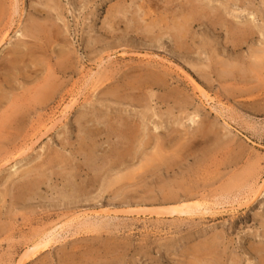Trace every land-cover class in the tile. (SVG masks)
I'll use <instances>...</instances> for the list:
<instances>
[{
  "label": "rangeland",
  "instance_id": "1",
  "mask_svg": "<svg viewBox=\"0 0 264 264\" xmlns=\"http://www.w3.org/2000/svg\"><path fill=\"white\" fill-rule=\"evenodd\" d=\"M14 1L0 6V65L35 11ZM175 2L61 0L50 51L0 70V135L12 136L0 138V264H261L264 0H203L220 19L254 16L255 34L235 42L209 15L184 49L169 28ZM67 49L69 70L50 74ZM171 192L205 205L169 213Z\"/></svg>",
  "mask_w": 264,
  "mask_h": 264
},
{
  "label": "bare ground",
  "instance_id": "2",
  "mask_svg": "<svg viewBox=\"0 0 264 264\" xmlns=\"http://www.w3.org/2000/svg\"><path fill=\"white\" fill-rule=\"evenodd\" d=\"M172 1L177 2L180 0H172ZM35 2H36V4H39L41 2V0H35ZM45 2H46V7H48L49 11H46L47 15H46V17H44V19H41L42 14H41L40 18L37 16L43 11V9H40L36 4L33 5V3H32V7L34 8L35 11L33 12V15L30 18L29 24L26 25L25 30L18 34V39L13 44V46L10 50V52H11L10 57L7 58L5 61H3V63L0 65V70H2V69L4 70L2 73L9 75L8 74L9 72H11L13 70H19L21 67L26 65L27 57H31L33 54L36 53V51H43V52L47 53L48 51H50L52 44L54 42H56L60 38V36L63 34L64 29L60 23V21L63 20V18H64V12L61 9V0H45ZM132 2H133V0H132ZM2 3H3V0H0V6ZM11 4H15V1L11 0ZM177 5H178V8L174 9L175 11H174L173 25L169 28L171 29L172 39L175 40L177 45L182 49L187 48V39L190 35L189 28L193 27V25L196 22L202 21L204 19V17H206V18L209 17V15H210V19L212 16L218 17L217 20H213L214 26H217V25H221L224 27L228 26V29L231 30L232 37L236 38L235 42H239L242 40L249 39V37H251L255 34V30L253 29V20L255 19V17L250 15V14H248V15H250L249 17H246L245 16L246 14L241 15L243 12H241V14L240 13L239 14H233L232 13L231 15L233 17H231L232 18L231 20H230V18H227L224 16H221V19H220L218 12L216 10L212 11L213 14H211V12L207 13V11H206L207 8L204 6L203 0H184V1L182 0V1L177 2L175 4V6H177ZM3 7H4V5H3ZM142 8L143 7L140 6L141 11L144 10ZM126 10H127V8H126ZM53 11H56V14H54ZM137 12H139V11H137ZM145 12H146V10L144 11V14H146ZM138 15H143V13L139 12ZM132 16H134V15H132V13H131V17ZM117 17L118 16H116V18ZM122 17H124V16H122ZM134 18H133V20H134ZM116 20H118L119 22L122 21L121 18H117L114 20V25L117 23ZM133 20L131 22L132 23V25L130 26L131 28L133 26L137 25V24H135V22H133ZM129 21H131V20H129ZM150 26L151 27H149V31L151 29H153L152 25H150ZM110 28H112V27H110ZM68 50L69 49H67V51H65V52L64 51L61 52V54L63 53L64 55L62 54V56L57 61H55L54 64L49 63L47 65V68L49 69L50 74H52V72L54 74H56L58 72L66 73L69 70V68H70L69 64L71 63V55H70V52ZM29 61L33 62L31 60H29ZM198 67H200V66H198ZM212 70L213 69H211V71ZM241 71L243 72V69ZM151 74L153 77L151 76L152 80H150V81H152L154 83V85L157 84L159 86L160 82L163 83V86L166 85V80L164 77H161V76L153 74V73H151ZM148 77H146V78H148ZM164 81H165V83H164ZM3 91H4V89H3L2 85L0 84V96L2 95ZM23 117H24L23 115L19 116L18 120L20 121ZM16 120L17 119H15V121ZM1 127L7 128L8 126L2 125ZM138 128L140 130L141 126ZM131 130H132L131 132H126V131H128V128H127V130H124V139L128 138V140L126 139L127 141H134L137 138L136 133L138 130H136V132L133 129H131ZM1 133H2V131L0 132V134ZM138 134H139V131H138ZM0 138L1 139H7L8 141H10L12 136L4 137V135H2V136L0 135ZM139 138L137 140V143L141 144L142 140L140 141ZM2 148H4V147L2 146ZM1 151L2 150H0V152ZM22 153H23V151L19 152V154H22ZM6 162H8V161L6 160L3 164H5ZM106 186H107V188L110 187L109 184ZM263 190H264V182L259 188H257L255 193L257 192V193L261 194ZM184 195L185 196H181L179 193L176 194L175 192H171L170 194L168 193V195H165V197H164L165 200H169L172 203L173 202L176 203L173 205L171 204V206L168 209L166 208L167 212L177 213V214H188V213L194 212L195 208L200 207L202 205H205L202 202L201 203H199V202L190 203L186 200L188 198L187 193ZM51 236H52V233L47 232V233H43L41 235H38L35 239L31 240L27 246V249H26L24 255H23L24 258L22 257L23 258L22 261H28L31 258L38 255L40 252H42L45 249V247L48 246L49 243L52 241ZM258 248H259L258 253L261 255L260 256V258H261L260 262H261V264H264V250L262 249L261 246ZM194 264H196V263H194Z\"/></svg>",
  "mask_w": 264,
  "mask_h": 264
}]
</instances>
